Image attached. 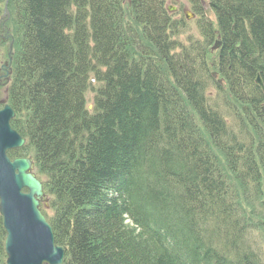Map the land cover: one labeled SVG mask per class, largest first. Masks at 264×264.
Returning <instances> with one entry per match:
<instances>
[{"label":"trees","instance_id":"16d2710c","mask_svg":"<svg viewBox=\"0 0 264 264\" xmlns=\"http://www.w3.org/2000/svg\"><path fill=\"white\" fill-rule=\"evenodd\" d=\"M9 1L15 125L68 264H263L245 236L248 217L264 224V0H209L214 21L189 0L200 36L177 46L189 23L162 0ZM4 238L0 216V264Z\"/></svg>","mask_w":264,"mask_h":264},{"label":"water","instance_id":"95a60500","mask_svg":"<svg viewBox=\"0 0 264 264\" xmlns=\"http://www.w3.org/2000/svg\"><path fill=\"white\" fill-rule=\"evenodd\" d=\"M13 116L8 106L0 112V212L7 231V264H57L63 249L54 246L52 228L39 209L42 185L27 173L29 160L11 161L6 153L24 143L10 126ZM24 188L29 193H23Z\"/></svg>","mask_w":264,"mask_h":264},{"label":"rangeland","instance_id":"374dc122","mask_svg":"<svg viewBox=\"0 0 264 264\" xmlns=\"http://www.w3.org/2000/svg\"><path fill=\"white\" fill-rule=\"evenodd\" d=\"M167 2V4H170L171 2H172V4L174 5V4H176L177 6H179V7H186V8H188L190 5H189V1H187V0H180V1H176V0H167L166 1ZM185 8V9H186ZM184 9V10H185ZM208 15L209 16H212V13L211 12H209L208 13ZM2 44H1V41H0V50H1V52H2ZM0 62H4L5 63V57L3 56V55H0ZM88 98H89V100H91V98H92V96H91V94H89L88 95Z\"/></svg>","mask_w":264,"mask_h":264},{"label":"bare ground","instance_id":"6f19581e","mask_svg":"<svg viewBox=\"0 0 264 264\" xmlns=\"http://www.w3.org/2000/svg\"><path fill=\"white\" fill-rule=\"evenodd\" d=\"M96 97H94V99H93V101H92V105L94 106V104H96ZM128 222H130L129 221V219H128ZM135 234H136V242H141V240H142V237H143V235H142V233L139 231V230H135ZM142 248L143 249H146V247H144V246H142Z\"/></svg>","mask_w":264,"mask_h":264}]
</instances>
